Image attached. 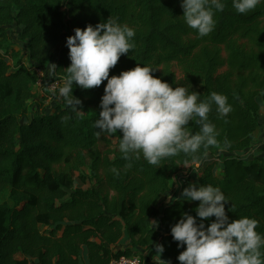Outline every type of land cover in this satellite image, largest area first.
<instances>
[{
    "label": "trees",
    "instance_id": "trees-1",
    "mask_svg": "<svg viewBox=\"0 0 264 264\" xmlns=\"http://www.w3.org/2000/svg\"><path fill=\"white\" fill-rule=\"evenodd\" d=\"M223 2L214 30L201 37L185 23L181 0H0V197L9 189L13 204L0 203V264H110L135 255L155 264L156 244L165 248L162 260L181 264L177 257L186 245L178 247L171 227L184 212L196 215L199 201L181 198L191 174L198 185L221 188L230 221L254 218L264 233V140L260 154H250L264 130V2L245 14L232 0ZM111 16L135 29V48L110 77L151 65L174 88L184 85L201 99L217 92L232 106L221 117L212 105L217 142L195 154L199 167L188 166V176L182 169L190 155L181 152L159 165L142 154L127 161L119 151L122 132L94 134L107 81L92 89L74 82L81 113L59 91L49 100L47 86L62 87L67 79V37ZM35 68L46 74L42 89ZM188 126L199 131L195 122ZM100 141H116L115 147L103 152ZM176 175H186L179 187Z\"/></svg>",
    "mask_w": 264,
    "mask_h": 264
},
{
    "label": "clouds",
    "instance_id": "clouds-1",
    "mask_svg": "<svg viewBox=\"0 0 264 264\" xmlns=\"http://www.w3.org/2000/svg\"><path fill=\"white\" fill-rule=\"evenodd\" d=\"M262 2L232 0V6L245 14ZM181 7L185 23L203 37L214 30L215 14L224 10L225 3L223 0H181ZM74 33L66 40L71 64L64 69L67 79L59 88V96L66 105L73 112H84L81 99L73 95L74 82L82 89H92L107 81L101 111L92 122L98 138L104 133L122 132L119 151L127 161L133 156L139 159L142 154L149 164L159 165L162 159L182 152L192 156L191 164L185 166L199 167L195 154L217 142L218 132L208 114L215 104L219 115L226 116L232 110L227 96L211 92L206 99H201L199 92H190L184 85L174 88L155 76L161 68L145 64L110 77V69L121 56L135 48V29L112 16L96 25L77 27ZM190 121L199 125V131L188 130ZM126 167L132 164L129 162ZM113 172L119 174L116 168ZM181 198L199 201L196 215L184 212L171 227L178 247L186 245L177 257L181 264H264V233L256 231L258 221L249 217L230 221L226 212L230 200L220 187L191 183L183 188ZM212 217L215 219L211 220ZM207 220L211 223L206 226ZM164 251L163 245H155L156 264H171L161 259Z\"/></svg>",
    "mask_w": 264,
    "mask_h": 264
},
{
    "label": "rangeland",
    "instance_id": "rangeland-1",
    "mask_svg": "<svg viewBox=\"0 0 264 264\" xmlns=\"http://www.w3.org/2000/svg\"><path fill=\"white\" fill-rule=\"evenodd\" d=\"M12 31V30H11ZM9 63H10V66L11 67H14L15 65H16V61L15 60H13V59H9ZM23 64L24 65H26L27 66V64H28V61L27 60H25L24 62H23ZM173 70L175 71V73L177 74V76L179 77V79L181 78V73H180V70H179V68L176 66V65H174L173 66ZM40 90V89H39ZM51 91H54V88L52 87L51 88ZM262 113L264 114V107H263V109H262ZM257 139H256V142H255V144H254V147H253V149H256V152H255V154H260V152H259V150H260V146L262 145V143H263V140H264V130H259V132H258V134H257V137H256ZM115 142L116 141H113V144L112 145H110V144H106L105 142H103V141H100L99 142V148H100V150L101 151H107V150H110V149H114V147H115ZM59 169H60V167H59ZM190 169H189V167L188 166H186V167H184L183 169H182V171L184 172V173H187V176H188V171H189ZM190 172V171H189ZM78 177H79V173H76L75 174V180L77 181V183L78 184H81V181L78 179ZM180 176L179 175H176V176H174V182H175V186L178 184V178H179ZM182 177H184V178H186V175L185 176H182ZM189 184H191V183H194V176H193V174H191V176H189L187 179H185ZM171 196H169V198H170ZM0 203H7L9 206H12L13 204H12V201H11V199H10V190L9 189H6L5 191H4V193L1 195V197H0ZM40 229H41V231L42 232H45V233H48L49 232V230H50V228L49 227H46V226H41L40 227Z\"/></svg>",
    "mask_w": 264,
    "mask_h": 264
},
{
    "label": "built area",
    "instance_id": "built-area-1",
    "mask_svg": "<svg viewBox=\"0 0 264 264\" xmlns=\"http://www.w3.org/2000/svg\"><path fill=\"white\" fill-rule=\"evenodd\" d=\"M35 72L37 73L39 77L38 87L42 89L46 74L43 72L42 69H39V68H35ZM52 87L54 88V91H51ZM59 88H60L59 82H54L47 86L46 92H49L52 95L49 100H52L54 98V95L55 93H57V91H59ZM255 152H256V149H252L250 151V154H253ZM110 264H145V263L143 262V259L141 256L135 255L131 257L123 256L121 258L113 259L110 262Z\"/></svg>",
    "mask_w": 264,
    "mask_h": 264
},
{
    "label": "crops",
    "instance_id": "crops-1",
    "mask_svg": "<svg viewBox=\"0 0 264 264\" xmlns=\"http://www.w3.org/2000/svg\"><path fill=\"white\" fill-rule=\"evenodd\" d=\"M184 168V167H183ZM184 180L182 179V177L180 176L179 178H178V184H177V186L179 187L181 184H182V182H183ZM156 258L154 259V263L156 264ZM161 264H162V262H161Z\"/></svg>",
    "mask_w": 264,
    "mask_h": 264
}]
</instances>
